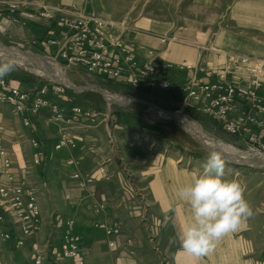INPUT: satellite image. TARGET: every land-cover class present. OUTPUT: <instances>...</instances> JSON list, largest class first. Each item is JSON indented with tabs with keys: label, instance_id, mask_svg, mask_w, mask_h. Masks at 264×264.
Returning a JSON list of instances; mask_svg holds the SVG:
<instances>
[{
	"label": "rangeland",
	"instance_id": "1",
	"mask_svg": "<svg viewBox=\"0 0 264 264\" xmlns=\"http://www.w3.org/2000/svg\"><path fill=\"white\" fill-rule=\"evenodd\" d=\"M15 2L31 10H38L42 7L55 9L48 5L33 4L29 1ZM6 4L4 3V5ZM3 26L5 30L0 31V42L5 46H18L23 51H30L34 56L40 57H48L40 53L41 50L47 54L55 52L54 46L50 48L47 46V48L44 42L38 45L40 50L34 45H29V34L25 29L23 31L26 35L22 39L19 38L20 26L13 27V32L10 31L11 26ZM40 29L43 30V28ZM40 35H43V31L39 32ZM56 61L58 67L60 65L64 67V69L61 67L60 69L64 71L66 82L69 81L72 84L76 93L90 91L103 98V102L99 104L88 103L101 113V120L96 126L88 121L76 123L54 117L36 118L34 128L43 144L45 154L41 163L35 162V148L30 143V134L20 122L19 131L16 132L17 136L14 139L21 140V144L25 147L26 164L34 169L33 173H28L27 170L21 171L28 173L38 192L43 223L41 233L34 234L29 243L18 250L13 249L0 235V240L5 244L0 248V251L7 250L8 264H34L32 256L34 244L48 250L44 264H58L56 263L59 260L58 242L61 233L67 229L66 224L69 221L74 223L71 226L74 232H83L86 235V230L94 228L100 238L111 239L115 243L121 239L123 233L131 237V229L127 227L128 223L124 220L126 218L128 220L142 218L145 222L147 221L148 180L139 171H144L149 166H158L152 169L155 170L154 182L157 183L153 186V191L161 204H176L178 208L186 210V205L178 199L176 192L182 184L190 179L185 181L175 169L171 170L173 161L168 156L176 157L177 163L173 162V164L179 167L190 169L198 164L202 171L203 162L210 151H218L224 158L225 179H238L243 181L246 186L245 198L252 206L253 215L247 220L248 225L236 232V237H245L247 245L244 257L246 262L264 264V164L249 157V152L243 151L246 147L240 139L224 132L216 123L197 110L192 109V112H189L187 109L183 113L181 112L180 114L197 122L213 141L219 143L220 148H214L207 139L199 137L193 129L176 117L175 113H170L173 111V107L166 104L165 97L167 96L165 94L159 93L156 98L152 92L130 85L124 87L117 85V89L110 88L109 83L92 79L82 70L72 71L59 58ZM15 62L17 67L12 73L19 76L29 74L27 77L32 80L27 82L29 88L43 84L46 78L63 81L52 75L39 72L33 63L23 62L20 64L16 60ZM95 84L98 85L97 87L105 89L102 91H109L113 95L123 96L126 94L125 96L131 98V101L111 102L104 92L105 97L99 92L84 89L85 86ZM56 98L60 99L62 103L66 100L64 97ZM132 98L143 100V102L132 101ZM158 98L161 105L157 103ZM14 116L15 113L11 106L0 103L1 136L4 137V125ZM64 133L72 138V142L61 148H55L60 136ZM5 144L10 153L13 152L11 141L5 140ZM164 159L168 161L159 164ZM101 167L107 171L105 174L101 172ZM167 177L173 178L171 184L166 181ZM88 178L92 179L87 181ZM179 182L181 183L179 184ZM101 203L105 204V209L108 207L112 210L117 209L112 213V223L121 227L122 232L118 236L107 235L103 230H100L102 228L97 229L99 227H96L95 221L86 224L87 220L91 218L89 210L86 208L89 205L92 206L95 213L97 205ZM121 206L127 208L128 213H119L118 210L121 209ZM136 208L142 211L133 213ZM147 245L148 248L152 247L150 242H147ZM52 248L54 249L52 250ZM235 249L237 253H240L245 249L244 243L237 239ZM0 257L3 262L2 252ZM68 260L66 259V262H62V264H77L75 261L69 263Z\"/></svg>",
	"mask_w": 264,
	"mask_h": 264
},
{
	"label": "built area",
	"instance_id": "2",
	"mask_svg": "<svg viewBox=\"0 0 264 264\" xmlns=\"http://www.w3.org/2000/svg\"><path fill=\"white\" fill-rule=\"evenodd\" d=\"M1 6L0 18L7 22V27L20 26L21 38L26 35L25 29L29 34V45L38 46L44 42L46 47L54 46V53H40L59 58L72 71L82 70L90 78L109 84L149 88L152 91L172 90L180 112L189 108L197 110L224 132L240 139L246 147L243 151L264 152V58L227 53L219 68L213 64L205 68L192 64L180 67L181 70L192 71V75L185 81L173 82L170 78L172 66L143 61L120 36L108 38L103 31L106 21L99 16L46 7L31 10L16 2ZM4 30L2 26L0 31ZM41 31L43 35L39 36ZM44 81L29 88L27 82L17 76L9 74L0 78V103L11 106L29 132L36 163H41L45 155L34 128L36 118L54 117L76 123L88 121L96 126L101 120V113L91 106L77 103L64 106L56 98L65 97L67 89H74L69 81L52 78ZM136 101L143 102L140 99ZM71 142L72 138L64 133L55 148ZM0 163V176H4L0 179V235L18 250L39 233L43 221L42 208L28 173L19 171L1 135ZM101 172L105 174L107 171L101 167ZM104 210L105 204L101 203L95 213ZM73 224L69 221L67 229L61 233L57 247L59 258L85 264L81 253L83 238L80 233L72 231ZM95 225L107 235H118L121 231L119 225L106 222H96ZM109 245L115 246V241L111 240ZM47 254L45 247L38 244L32 246L34 264H44Z\"/></svg>",
	"mask_w": 264,
	"mask_h": 264
},
{
	"label": "crops",
	"instance_id": "3",
	"mask_svg": "<svg viewBox=\"0 0 264 264\" xmlns=\"http://www.w3.org/2000/svg\"><path fill=\"white\" fill-rule=\"evenodd\" d=\"M15 1L99 16L106 21L103 31L108 38L121 36L143 61L172 66L170 78L173 82L185 81L192 75V71L181 70L180 67L192 64L205 68L213 64L219 68L227 53L264 58V0H0V6ZM4 24L7 22L0 18V29ZM18 34L19 38L23 35L20 31ZM164 37L166 41H162ZM157 92L167 96L168 106H177L174 91ZM20 125V119L15 115L3 127L4 138L11 141L12 157L19 171L33 173V167L26 164L24 145L20 139H14ZM168 158L173 162L177 159L173 156ZM166 161L161 160L159 164ZM173 162L171 170L175 169L185 181L191 178L192 173L201 171L198 164L185 169ZM157 167L149 166L139 171L148 180L147 221L126 218L124 221L131 229V237L123 233L113 247L109 245L111 239L100 238L94 228L86 230V235L81 232L84 243L81 253L85 264H250L244 257L245 237H236V232L226 236L212 253L201 258L191 257L180 249L177 237L188 220V210L180 209L176 204L162 205L155 196L153 186L157 183L152 169ZM166 181L171 184L173 178L167 177ZM120 208L119 213H128L127 208ZM86 209L91 217L86 224L91 221L113 224L112 213L117 210L108 207L103 212L94 213L90 205ZM170 209L175 210V223L171 220L164 222V213ZM141 211L136 208L133 213ZM169 215L173 216V213L169 212ZM41 231L42 228L39 233ZM237 239L245 245L240 253L235 249ZM147 242L151 243V248ZM4 246L0 240V248ZM1 252L3 262L0 257V264H8L7 250ZM58 259V264L66 262V258ZM68 261L73 262L71 259Z\"/></svg>",
	"mask_w": 264,
	"mask_h": 264
},
{
	"label": "clouds",
	"instance_id": "4",
	"mask_svg": "<svg viewBox=\"0 0 264 264\" xmlns=\"http://www.w3.org/2000/svg\"><path fill=\"white\" fill-rule=\"evenodd\" d=\"M16 67L14 59L0 56V78ZM224 174L225 160L221 153L210 151L202 171L192 173L190 180L177 189L178 199L188 210V220L177 238L180 249L191 257L212 253L226 236L239 231L253 215L243 181L225 179ZM174 212V209L165 211V223L170 220L175 223Z\"/></svg>",
	"mask_w": 264,
	"mask_h": 264
},
{
	"label": "bare ground",
	"instance_id": "5",
	"mask_svg": "<svg viewBox=\"0 0 264 264\" xmlns=\"http://www.w3.org/2000/svg\"><path fill=\"white\" fill-rule=\"evenodd\" d=\"M0 56L14 58L20 64L23 63V62H25V63H33L34 66L37 68V70L39 72H42L43 74H46V75H52L54 78L63 80L65 82L67 80L65 78L64 71L62 69H60V67L63 68V69H64V67L62 65H60V67H58L59 65L58 64H57L58 66L56 65L57 61H56V58H54V57L50 58V56H48V55H46V56H48L49 58L48 57H40V56H36V55L34 56L30 51L25 52L22 49L17 48V47L5 46L1 42H0ZM103 92L111 100V102L115 101V102H118V103H123V102L131 101V98L126 97V96L113 95L109 91H103ZM174 115L176 117H178L188 127L193 129L199 135V137L205 138V140L207 139V141L209 142V144L211 146H213L214 148H220L218 146L219 143L217 144L216 141H213V139L208 136L209 134L207 135L205 133V131L202 129V127L199 124H197V122H195L194 120L190 119L186 115H185L186 116L185 117L184 115H182L180 113L174 114ZM201 140H203V139H201ZM222 147H221V149H222ZM223 148H225V147H223ZM262 153L263 152H258V151L249 152L248 155H250L249 157H251V158L257 160L258 162L264 164V154H262Z\"/></svg>",
	"mask_w": 264,
	"mask_h": 264
},
{
	"label": "trees",
	"instance_id": "6",
	"mask_svg": "<svg viewBox=\"0 0 264 264\" xmlns=\"http://www.w3.org/2000/svg\"><path fill=\"white\" fill-rule=\"evenodd\" d=\"M36 48L39 49L38 46H36ZM41 51L45 52L43 50H41ZM10 75L17 76V77H19L20 79H22L23 81H26V82L32 81L31 78L27 77L29 74L28 75L25 74V76H24V74L23 75L21 74L19 76L18 74H15V73L11 72ZM109 86H110V88H116V89L118 88L117 85L111 84V83L109 84ZM122 86L124 87L125 85H122ZM140 89L152 92V94H154V96H156V98H157V95L159 94L156 90L152 91L149 88H140ZM64 98L66 99L62 103L64 106H66L68 103H77V104H81V105L90 106V105H88V103L99 104V103L103 102V98L97 93L90 92V91L82 92V93H76L73 89H67ZM59 101H60V99H59ZM157 103H159L161 105V101L159 100V98H158V102ZM173 110H178V107L174 106ZM188 111L192 112V108H189Z\"/></svg>",
	"mask_w": 264,
	"mask_h": 264
},
{
	"label": "water",
	"instance_id": "7",
	"mask_svg": "<svg viewBox=\"0 0 264 264\" xmlns=\"http://www.w3.org/2000/svg\"><path fill=\"white\" fill-rule=\"evenodd\" d=\"M84 89L85 90H92V91L99 92L102 96H104V93H103L102 90H105V89L99 88V87H97V85H88V86H85ZM170 113L178 114V113H181V112L179 110H173V111H170Z\"/></svg>",
	"mask_w": 264,
	"mask_h": 264
}]
</instances>
